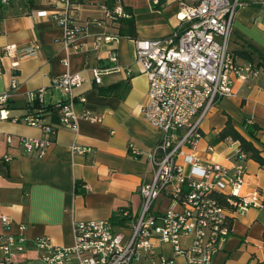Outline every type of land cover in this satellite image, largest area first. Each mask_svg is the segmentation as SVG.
Listing matches in <instances>:
<instances>
[{"label":"crops","instance_id":"1","mask_svg":"<svg viewBox=\"0 0 264 264\" xmlns=\"http://www.w3.org/2000/svg\"><path fill=\"white\" fill-rule=\"evenodd\" d=\"M107 1L90 0L87 7L74 14L86 27L84 49L79 52L67 51L63 43L65 31L50 17L39 15L62 12V5L54 8L48 0L0 2V95L14 78L19 86L3 113L8 119H0V233L5 231L1 216H6L11 220L12 233L19 232L20 226L26 227L30 244L47 237L56 246L70 248L74 244L75 222L113 221L124 211L136 216L141 210L140 187L153 175L147 155L162 140L163 133L144 119L148 78L136 61L135 40L123 37L113 45L125 70L104 75L101 85L94 82L92 69L112 66L105 49H95V37L119 35L120 27L125 30L121 22L106 19ZM121 1L132 9L137 40L167 37L183 25L178 17L180 3L192 5L191 0H162L163 6L156 8L148 0ZM243 3L234 21L229 51L238 66L253 68L247 73V81L234 76L235 96L220 101L203 122L198 146V153L206 162L229 170L234 168V152L239 149L238 142L219 140L229 119L247 138L248 123L258 126L259 130H254V136L248 139L264 158V0ZM34 42L41 46L36 54L3 58L4 46L23 48ZM239 53L248 55L250 60ZM67 72L86 79L75 91L86 98L85 103L77 102L76 113L88 111L102 122L80 119L77 132L61 126L60 113L54 105L64 97L52 81ZM40 89H45L43 105L34 99ZM32 114L38 116L41 125L57 128L56 137L42 158L26 154L20 145L22 138H43L41 126L25 122ZM74 145L86 152L73 154ZM131 145L142 155H134ZM6 157L11 160L6 161ZM180 162L188 171L185 161ZM246 166V191L264 193V169L253 160H248ZM165 204L169 207L170 203ZM189 242L188 238L182 239L184 247ZM157 252L173 258L174 264H186L185 258L176 256L170 245L158 244ZM258 260L264 261V209H250L236 216L231 235L222 243L212 264H257Z\"/></svg>","mask_w":264,"mask_h":264},{"label":"built area","instance_id":"2","mask_svg":"<svg viewBox=\"0 0 264 264\" xmlns=\"http://www.w3.org/2000/svg\"><path fill=\"white\" fill-rule=\"evenodd\" d=\"M9 1L0 0L2 4ZM48 1L54 8L62 5L64 10L39 15L50 17L65 31L63 43L67 51H82L86 27L74 14L87 7L90 0ZM148 1L153 7L163 6L162 0ZM191 3H180L178 17L183 25L170 35L134 41L136 61L148 78L144 119L163 133L162 140L147 155L153 175L140 187L139 213L132 216L128 211L122 212L119 218L124 222L120 225L109 220L75 222L74 244L70 248L56 246L47 237L30 244L25 226L12 233L11 220L1 216L5 231L0 233V264H174L173 258L157 252L158 244L172 246L173 253L184 257L186 264H212L222 243L231 235L236 216L250 209H264V193L246 191V156L239 149L234 152L233 170L206 162L198 153L203 122L220 101L235 96L234 76L247 81V73L253 68L238 66L229 51L234 21L243 0H191ZM104 11L106 19L116 24L131 18L121 0H116L111 10L104 7ZM120 38L95 37V49L104 48L112 63L105 69H92L95 84L101 85L104 75L125 70L113 46ZM40 49L34 42L23 48L6 45L2 53L3 58L19 59ZM64 64L69 66V61ZM85 82L83 75L70 72L52 81V86L64 97L54 105L60 113L61 126L76 132L80 119L102 122L88 111L76 113L77 102L85 103L86 98L75 91ZM18 87L14 78L8 90L0 95L1 120L8 119L3 113ZM34 99L43 105L45 89L38 90ZM25 122L41 126L44 134L42 139L22 138L20 145L26 154L42 158L53 143L57 128L41 125L33 114ZM130 150L134 155H142L132 145ZM71 152L84 154L86 149L74 145ZM10 160L6 157V161ZM181 160L189 167L188 171ZM220 196L226 197L228 206L220 202ZM165 202L170 203L169 207H165ZM183 238L190 241L185 247ZM261 263L264 261L258 260L257 264Z\"/></svg>","mask_w":264,"mask_h":264},{"label":"trees","instance_id":"3","mask_svg":"<svg viewBox=\"0 0 264 264\" xmlns=\"http://www.w3.org/2000/svg\"><path fill=\"white\" fill-rule=\"evenodd\" d=\"M116 6V0H108L106 2V4L104 5V7H106L107 9L111 10ZM124 10L131 16V18L129 19H124L121 20V23L124 24V28L125 30H123V27H120L121 29L119 30V36L121 38L123 37H127L133 40H137V25H136V20L133 16V12L132 9L130 7H126L124 6ZM242 57H245L246 60H250V57L246 54L243 53H239ZM248 129H249V137H253L254 130H259L257 125H247ZM247 137L243 136L241 133H239L236 128L234 127L231 119H229L226 123V126L224 127V129L222 130V132L219 134V140L221 141H225L228 139L233 140L234 142H238L239 143V150L241 151L242 154H244L246 156L245 160L246 162L248 160H253L255 162H257L263 169H264V158L262 156V152L256 148V146L254 145L253 141L248 139ZM220 202L224 205V206H228V201L226 199L225 196H220ZM124 219H120L119 216L115 217L113 220V223L116 225H120L123 224ZM264 264V263H261Z\"/></svg>","mask_w":264,"mask_h":264},{"label":"rangeland","instance_id":"4","mask_svg":"<svg viewBox=\"0 0 264 264\" xmlns=\"http://www.w3.org/2000/svg\"><path fill=\"white\" fill-rule=\"evenodd\" d=\"M131 2H135L134 0L133 1H131ZM139 6V5H138Z\"/></svg>","mask_w":264,"mask_h":264}]
</instances>
